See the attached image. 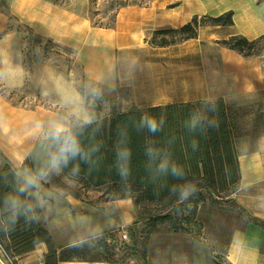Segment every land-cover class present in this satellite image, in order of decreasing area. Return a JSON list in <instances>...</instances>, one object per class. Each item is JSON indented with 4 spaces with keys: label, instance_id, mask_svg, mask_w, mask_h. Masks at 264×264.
Listing matches in <instances>:
<instances>
[{
    "label": "rangeland",
    "instance_id": "rangeland-1",
    "mask_svg": "<svg viewBox=\"0 0 264 264\" xmlns=\"http://www.w3.org/2000/svg\"><path fill=\"white\" fill-rule=\"evenodd\" d=\"M37 1V6L30 10L35 18H28L23 12L25 4H30L31 0H0V166L8 164L1 148L13 145L11 141L15 138H18L19 145L23 143L22 137L35 138L37 143L56 125L65 127L70 121L73 126L77 122L75 118L86 123L132 108L125 99L118 102L120 98H127V91L107 90L91 80L77 61V51L66 44L75 38L83 39L91 30L100 32L121 28L127 37H137L139 47H143V41L145 58L159 61L162 66L154 70L161 72V78H166L169 72L173 76L178 73L179 77L181 71L186 70L193 73L195 82H199L208 70L210 98L202 102L217 100L219 98L215 96L226 90L229 98L243 103L230 104L233 121L241 124L238 125L243 127L244 133H259L262 125L253 121L257 109H264V45L257 55L243 56L224 47L220 41L233 35H242L249 40L263 35L264 0ZM226 11L233 13L231 26L200 25L196 36L187 39L186 46V39H181L179 35L159 34L161 30L177 29L187 24L194 16L203 22ZM224 48L239 55L242 60L255 59L262 63L259 66L262 81L258 90L249 91L244 97L237 96L235 90L239 87L243 89L244 84L239 78L245 74V69L233 65L223 67L220 51ZM186 63L191 67H187ZM25 160L17 167L8 165L32 191L36 187L42 189L44 185H52L74 196L83 194L82 200L96 209L91 211L95 213L94 220L98 221L97 235L76 244L81 247L76 258L144 263L145 255L151 263L226 264L227 239L214 226L222 218L229 217V225L242 224L231 207L225 206L220 212L208 209L209 216L206 206L202 216H193L185 233H175L173 227L167 224L158 225L156 230L146 228L143 231L141 228L147 217L157 213L159 206L147 204L137 207L131 198H124L130 206L127 209L126 206L120 207L128 212L126 219L121 220L119 206L111 202L110 196L103 195L102 190L82 189L77 179L65 177L51 166L45 172L35 174L26 167ZM201 205L202 202L198 201V208ZM191 206L192 203L188 206L189 210ZM71 212L75 229L84 231L88 215L78 209ZM186 213V210L176 211L177 220L174 223H179V220L184 222L180 218ZM105 214L111 220L106 222ZM50 216L49 210H42L40 222L43 224ZM82 235L85 236V232ZM0 264H17V261L5 257L0 248Z\"/></svg>",
    "mask_w": 264,
    "mask_h": 264
},
{
    "label": "trees",
    "instance_id": "trees-1",
    "mask_svg": "<svg viewBox=\"0 0 264 264\" xmlns=\"http://www.w3.org/2000/svg\"><path fill=\"white\" fill-rule=\"evenodd\" d=\"M232 16V11H226L203 22L194 16L187 24L161 30L159 34L194 38L200 25L231 26ZM220 44L243 56H255L264 45V34L252 40L233 35ZM145 118L156 120L155 131L143 122ZM233 120V113L222 99L169 103L144 109L133 107L115 112L67 129L78 138L81 152L69 156L67 165L62 164L59 170L77 179L84 188L102 190L110 200L131 198L137 207L159 206L157 213L147 217L141 228L143 231L146 228L156 230L158 225L167 224L173 227V232L185 233L193 216H202L206 206V212L213 209L220 212L229 206L242 224L229 225V217L222 218L214 226L226 237L228 245L232 233L243 229L247 223L264 227L263 221L251 216L229 197L240 179ZM51 132L38 140L24 162L35 174L50 167L51 155L57 151L58 146L49 135ZM185 190L189 192L187 197L182 196ZM198 201L202 202L199 208ZM185 210L186 215L180 218L184 222L174 223L176 211ZM40 212L35 194L14 168L8 164L0 166V248L5 257L17 261L37 243L43 242L47 247L43 264L71 260L108 261L105 258H76L81 251L79 245L58 247L61 249L57 253V246L40 222ZM201 220L206 221L202 217ZM144 258V263H136L156 264L149 262L145 255Z\"/></svg>",
    "mask_w": 264,
    "mask_h": 264
},
{
    "label": "crops",
    "instance_id": "crops-1",
    "mask_svg": "<svg viewBox=\"0 0 264 264\" xmlns=\"http://www.w3.org/2000/svg\"><path fill=\"white\" fill-rule=\"evenodd\" d=\"M30 2V0H29ZM38 1L31 0L30 4H25L26 17H33L30 11L33 6H37ZM45 6L44 4H40ZM58 12V11H57ZM31 14L32 16H30ZM130 31V29L128 30ZM257 35V34H256ZM255 35V36H256ZM62 41V40H61ZM185 45L189 42L187 39ZM68 46L73 47L77 51V61L82 67L85 74L99 85L107 90L127 91V98H120L118 102L127 100L132 108L150 107L179 102H196L210 98V78L209 71L202 75L199 82H195L194 75L191 71H181L178 77L173 76L172 72L161 78L160 71L155 72L159 65V61L154 59L147 60L145 58L144 42L141 41L143 47H139L137 37H127L123 29L101 30L100 32L91 30L89 35H85L83 39L69 40L66 42ZM222 66L233 65L239 69H245V74L240 76L239 81L243 83V89L237 88L235 91L239 97H244L248 92L258 90L261 85L262 77L259 69L262 64L255 59H240L239 55L231 50L222 49L220 51ZM188 56V53H185ZM142 56V57H140ZM187 67H191L186 63ZM250 69V70H249ZM158 73V74H157ZM165 74L167 72H164ZM158 75L155 78V75ZM244 92V93H243ZM247 96V95H245ZM219 99L226 103L230 113L232 109L230 104L239 102L234 98H229L226 90L218 94ZM120 103H117V105ZM127 106V105H126ZM126 106H124L126 108ZM248 106V105H247ZM249 107V106H248ZM257 108H259L257 106ZM126 110H121L124 112ZM75 118V117H74ZM90 119V118H89ZM75 124L82 123L78 119ZM85 121V120H84ZM91 120L85 121L89 122ZM257 125H262L259 133L250 134L242 133L239 123L233 121L234 126V142L237 152L239 164L240 179L238 184L230 192V197L240 204L247 212L264 222V109H257L254 121ZM239 124V125H238ZM71 122L65 126L68 129ZM33 127V125H31ZM18 138H15L13 145L4 146L1 151L7 156L8 164H23L26 156L31 152L37 139L31 137H22L23 143L19 145ZM58 171L62 173L59 169ZM63 176L70 178L67 175ZM20 176V175H19ZM21 177V176H20ZM22 178V177H21ZM33 184V181H32ZM35 186V185H34ZM82 189H87L81 186ZM92 189V188H89ZM88 190V189H87ZM38 200L41 211L44 209L51 212V216L43 222V226L48 230L52 241L57 246V253L61 248L70 245H76L83 240L89 239L97 235L98 221L94 220L95 213L92 214L93 205L82 200L83 194L74 196L69 191L60 190L57 187L45 186L36 187L33 191ZM115 206H126L129 208L130 203L126 199L112 200ZM107 204L110 202H106ZM79 210L86 213L85 218L87 225L85 230L75 229L73 226V215L71 210ZM92 210V211H91ZM121 220L126 219L127 210L120 208ZM80 213V212H79ZM41 214V212H40ZM62 215V218L61 216ZM64 217V218H63ZM104 219L111 220L109 215L105 214ZM103 222H105L103 220ZM124 223L120 226H123ZM65 229V231H64ZM93 231V232H92ZM85 232V236L82 233ZM86 237V238H85ZM264 227L253 222H249L243 229L235 230L229 241L224 260L226 264H264ZM47 253L46 244L37 243L33 250L22 255L17 259V264H43L45 254ZM57 264H138L136 262H106V261H58ZM156 264H194L190 262L176 263H156Z\"/></svg>",
    "mask_w": 264,
    "mask_h": 264
},
{
    "label": "clouds",
    "instance_id": "clouds-1",
    "mask_svg": "<svg viewBox=\"0 0 264 264\" xmlns=\"http://www.w3.org/2000/svg\"><path fill=\"white\" fill-rule=\"evenodd\" d=\"M143 122L147 123L150 130H156L157 122L155 119L145 118ZM37 127L39 128L40 125H37ZM49 135L58 146L57 151L50 158L49 163L51 168L58 170L62 164L67 165L69 156L74 157L81 152L78 138L62 125H56ZM173 174H176L175 171ZM188 194V190L182 192V196L184 197H187Z\"/></svg>",
    "mask_w": 264,
    "mask_h": 264
}]
</instances>
